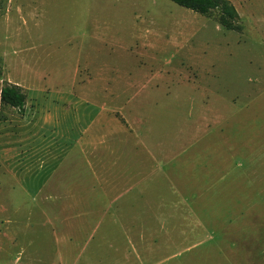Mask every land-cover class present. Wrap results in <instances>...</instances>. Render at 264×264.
<instances>
[{"label": "rangeland", "instance_id": "1", "mask_svg": "<svg viewBox=\"0 0 264 264\" xmlns=\"http://www.w3.org/2000/svg\"><path fill=\"white\" fill-rule=\"evenodd\" d=\"M230 1L0 0V264H264V0Z\"/></svg>", "mask_w": 264, "mask_h": 264}, {"label": "trees", "instance_id": "2", "mask_svg": "<svg viewBox=\"0 0 264 264\" xmlns=\"http://www.w3.org/2000/svg\"><path fill=\"white\" fill-rule=\"evenodd\" d=\"M175 3L192 9L203 15L216 14L217 21L233 30H240L239 13L235 5L230 0H172ZM26 94L21 86L7 82L1 91L3 103L17 108L22 113L26 109Z\"/></svg>", "mask_w": 264, "mask_h": 264}]
</instances>
